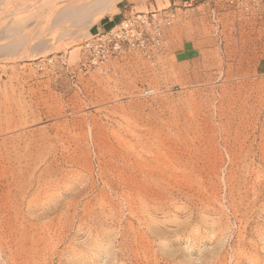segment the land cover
Listing matches in <instances>:
<instances>
[{
    "label": "rangeland",
    "instance_id": "1",
    "mask_svg": "<svg viewBox=\"0 0 264 264\" xmlns=\"http://www.w3.org/2000/svg\"><path fill=\"white\" fill-rule=\"evenodd\" d=\"M182 1L0 0V264H264V1ZM120 7L161 52L83 75Z\"/></svg>",
    "mask_w": 264,
    "mask_h": 264
},
{
    "label": "built area",
    "instance_id": "2",
    "mask_svg": "<svg viewBox=\"0 0 264 264\" xmlns=\"http://www.w3.org/2000/svg\"><path fill=\"white\" fill-rule=\"evenodd\" d=\"M163 14L159 11L130 13L125 9L117 22L86 41L79 72L87 75L94 67L110 63L131 51L155 58L163 48L164 28L171 25L175 17L172 10Z\"/></svg>",
    "mask_w": 264,
    "mask_h": 264
},
{
    "label": "bare ground",
    "instance_id": "3",
    "mask_svg": "<svg viewBox=\"0 0 264 264\" xmlns=\"http://www.w3.org/2000/svg\"><path fill=\"white\" fill-rule=\"evenodd\" d=\"M115 2L116 0H63V4H60L58 6L56 5L57 7L53 10L55 11V13L53 12L54 20L57 23V25L61 23H68L69 21H73L74 23L72 22V24L64 25V27L68 29H71L72 28L71 26L74 25L78 27L83 24L86 25V23L92 25L96 23L97 20L99 19V18H95L97 17L96 15L97 14L99 15L103 11L106 12L110 10ZM15 11L14 13L19 12V11L16 12ZM14 13H12V15ZM21 42L22 40H14L10 44L8 43L3 46L0 45V52L8 51L10 48H14L16 47V45L22 44ZM44 44L45 41H41L39 42V45L37 44V47L44 46Z\"/></svg>",
    "mask_w": 264,
    "mask_h": 264
},
{
    "label": "crops",
    "instance_id": "4",
    "mask_svg": "<svg viewBox=\"0 0 264 264\" xmlns=\"http://www.w3.org/2000/svg\"><path fill=\"white\" fill-rule=\"evenodd\" d=\"M172 1H174V3H177L178 0H169L170 4L172 3ZM182 2L185 3V2H187V0H183ZM54 5H56V3ZM119 9H120L119 12H117V13L113 14L112 16L108 17V19L104 22L105 25L102 24L103 27L104 26L107 27L108 25L110 26V25L114 24L115 22H117L122 17L123 11L125 9H124V7H120Z\"/></svg>",
    "mask_w": 264,
    "mask_h": 264
}]
</instances>
